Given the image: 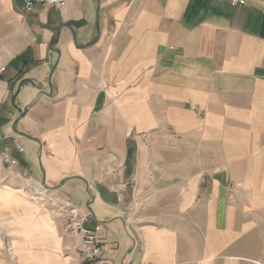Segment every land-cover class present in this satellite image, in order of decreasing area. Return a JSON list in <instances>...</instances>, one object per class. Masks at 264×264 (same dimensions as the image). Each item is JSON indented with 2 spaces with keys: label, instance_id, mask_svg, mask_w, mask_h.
<instances>
[{
  "label": "crops",
  "instance_id": "0c3cea01",
  "mask_svg": "<svg viewBox=\"0 0 264 264\" xmlns=\"http://www.w3.org/2000/svg\"><path fill=\"white\" fill-rule=\"evenodd\" d=\"M244 1L0 0L18 161L0 151V264L78 250L25 176L80 210L112 264H264V0Z\"/></svg>",
  "mask_w": 264,
  "mask_h": 264
},
{
  "label": "built area",
  "instance_id": "2783aa9c",
  "mask_svg": "<svg viewBox=\"0 0 264 264\" xmlns=\"http://www.w3.org/2000/svg\"><path fill=\"white\" fill-rule=\"evenodd\" d=\"M68 0H22L26 12H33L37 6L43 8L57 7L64 8ZM233 5H245L244 0H230ZM18 152H23V147L16 145ZM0 151L3 161L7 164L9 170L14 171L18 166V161L12 156L11 149L8 144V137L0 131ZM25 187L24 194L30 196L36 202L43 203L47 200H57L53 195L49 194L42 188H38L31 182L28 177H24ZM60 202V201H59ZM62 216L65 220L67 231L78 241V250L76 258L79 264H112L103 258L101 243L97 239L95 233L86 226V217L81 216L80 210L75 206L60 202Z\"/></svg>",
  "mask_w": 264,
  "mask_h": 264
},
{
  "label": "rangeland",
  "instance_id": "374dc122",
  "mask_svg": "<svg viewBox=\"0 0 264 264\" xmlns=\"http://www.w3.org/2000/svg\"><path fill=\"white\" fill-rule=\"evenodd\" d=\"M28 199H31L30 196L26 195ZM33 203H35L36 205L40 206L41 210L43 211L44 215H49L55 218H59L61 220L64 221L65 224V220L62 216V211H61V204L59 201L57 200H47L44 201L43 203L40 202H36L35 200L31 199ZM70 234V233H69ZM70 250V249H68ZM64 257L66 259H68V263L69 264H78V259L76 258V255L74 254L73 251H67L66 253H64Z\"/></svg>",
  "mask_w": 264,
  "mask_h": 264
}]
</instances>
